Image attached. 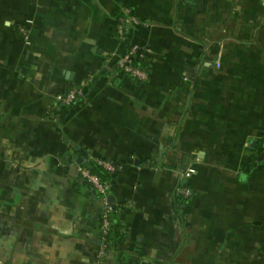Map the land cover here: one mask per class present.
Returning <instances> with one entry per match:
<instances>
[{"label": "crops", "instance_id": "obj_1", "mask_svg": "<svg viewBox=\"0 0 264 264\" xmlns=\"http://www.w3.org/2000/svg\"><path fill=\"white\" fill-rule=\"evenodd\" d=\"M132 41L146 81L117 70ZM262 143L264 0H0V264H264Z\"/></svg>", "mask_w": 264, "mask_h": 264}, {"label": "built area", "instance_id": "obj_2", "mask_svg": "<svg viewBox=\"0 0 264 264\" xmlns=\"http://www.w3.org/2000/svg\"><path fill=\"white\" fill-rule=\"evenodd\" d=\"M122 11L123 13L118 17L117 34L120 38L126 39L128 25H140L142 22L130 7H125ZM20 30L24 34L27 33L25 28H21ZM148 52H150L148 48L141 46L136 42H130L128 50L122 54L116 62L117 70L121 73L129 75L137 81H146L148 79L147 68L142 64H139V62L141 55ZM84 99H86V90L82 86H73L58 97L57 103L60 107H70L77 101ZM259 154L264 159V143H262ZM95 162L110 175L115 174L119 169L109 160L95 159ZM194 172V168H188L182 173V176H186ZM77 176L82 179H86L91 183L99 194L101 202L104 205V210L100 220V230L102 231L104 243L102 245V249L100 250V255L105 257L107 255V248L109 247L110 242L109 236L113 231L111 216L113 208L109 201L112 182L110 179H104L99 174L92 172L88 165L78 166ZM179 192L186 199L193 194L191 189L186 185L181 186ZM106 261L107 260L105 259L102 260L103 263H106Z\"/></svg>", "mask_w": 264, "mask_h": 264}, {"label": "trees", "instance_id": "obj_3", "mask_svg": "<svg viewBox=\"0 0 264 264\" xmlns=\"http://www.w3.org/2000/svg\"><path fill=\"white\" fill-rule=\"evenodd\" d=\"M95 164V165H94ZM94 164H92V166H91V170H92V172H96V173H98V174H100V175H102V177L104 178V179H110V176L108 175V174H106V173H102L101 172V170H100V168H102L101 166H99L96 162H94ZM100 167V168H99Z\"/></svg>", "mask_w": 264, "mask_h": 264}, {"label": "water", "instance_id": "obj_4", "mask_svg": "<svg viewBox=\"0 0 264 264\" xmlns=\"http://www.w3.org/2000/svg\"><path fill=\"white\" fill-rule=\"evenodd\" d=\"M183 170H185L184 168H182Z\"/></svg>", "mask_w": 264, "mask_h": 264}]
</instances>
